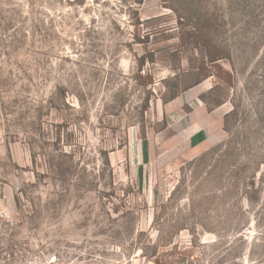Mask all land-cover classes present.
I'll return each instance as SVG.
<instances>
[{
    "label": "rangeland",
    "instance_id": "374dc122",
    "mask_svg": "<svg viewBox=\"0 0 264 264\" xmlns=\"http://www.w3.org/2000/svg\"><path fill=\"white\" fill-rule=\"evenodd\" d=\"M55 251L264 264V0H0V256Z\"/></svg>",
    "mask_w": 264,
    "mask_h": 264
},
{
    "label": "crops",
    "instance_id": "0c3cea01",
    "mask_svg": "<svg viewBox=\"0 0 264 264\" xmlns=\"http://www.w3.org/2000/svg\"><path fill=\"white\" fill-rule=\"evenodd\" d=\"M194 99H197V92L195 94L190 92L185 99L176 98L169 102L170 105L176 103V111H168L169 114L175 113L174 120L169 126L176 132L178 141L183 140L189 145L190 151L200 153L217 142L216 132L220 129L221 117L224 113L221 109L207 111L200 105L191 108L189 103ZM185 106L190 108L187 112Z\"/></svg>",
    "mask_w": 264,
    "mask_h": 264
},
{
    "label": "built area",
    "instance_id": "2783aa9c",
    "mask_svg": "<svg viewBox=\"0 0 264 264\" xmlns=\"http://www.w3.org/2000/svg\"><path fill=\"white\" fill-rule=\"evenodd\" d=\"M0 264H15V255L6 252L0 256ZM25 264H86L78 257L55 251L51 253L33 254Z\"/></svg>",
    "mask_w": 264,
    "mask_h": 264
},
{
    "label": "trees",
    "instance_id": "16d2710c",
    "mask_svg": "<svg viewBox=\"0 0 264 264\" xmlns=\"http://www.w3.org/2000/svg\"><path fill=\"white\" fill-rule=\"evenodd\" d=\"M140 61H141L140 66H143V59H141ZM199 82H200V81L198 80V82H196V83L198 84ZM178 95H179L178 92H173V93H171V94L168 96L167 102L174 100ZM202 99H204V97H202ZM218 106H219V105H218Z\"/></svg>",
    "mask_w": 264,
    "mask_h": 264
}]
</instances>
